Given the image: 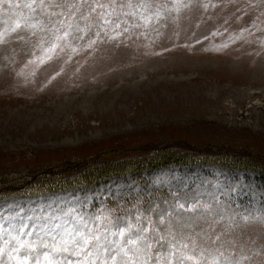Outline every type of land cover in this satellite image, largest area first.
I'll return each instance as SVG.
<instances>
[{"label": "rangeland", "instance_id": "1", "mask_svg": "<svg viewBox=\"0 0 264 264\" xmlns=\"http://www.w3.org/2000/svg\"><path fill=\"white\" fill-rule=\"evenodd\" d=\"M33 8L0 4V264H264V0Z\"/></svg>", "mask_w": 264, "mask_h": 264}, {"label": "snow or ice", "instance_id": "2", "mask_svg": "<svg viewBox=\"0 0 264 264\" xmlns=\"http://www.w3.org/2000/svg\"><path fill=\"white\" fill-rule=\"evenodd\" d=\"M2 3H8L11 8H15V9L28 8V9L34 10L33 5L36 3V0H31V2H29V3H17V2H13V0H0V4H2ZM42 3H43V0H41V4ZM18 15H22V14L18 13ZM22 27H23V25L20 23L19 19L14 20L13 31H17V30L21 29ZM5 30H7V29H5ZM54 47H55V45H53V48ZM53 48H49L48 51H52ZM161 223H163V221H161ZM178 227L182 230L185 227H190V225L187 223H184V224H179ZM168 234H169V236H172L173 240L176 239V236L172 234L170 229L168 230ZM119 235H121V236L125 235L124 229H120ZM53 239H55V238H53ZM94 239L98 240L99 237H94ZM145 239L146 238L144 236L138 234L136 237H130L128 240H126L125 245L131 244L133 246H136L139 243H144ZM217 239H219V237H217ZM67 243H68L67 241H60L57 243H53L51 246L57 252H61V251L67 252L68 251ZM89 243H91L90 239H88V238L83 239V245L84 246L88 245ZM156 243L159 245L160 249L166 250V254H163L160 251L157 252L156 260L158 262H165L166 261V264H173V259H176L177 261H179V264H184V260L194 261V264H199V261H197L196 257L193 255H186V256H182V257L177 256L176 252L174 251L176 245L173 244L172 241L169 240L167 237H160L159 239H157ZM42 246L45 248L49 247L48 244H43ZM20 247L23 248V247H31V246L25 245V244H20ZM152 247H153V244L151 242L144 243L145 259L143 261V264H150V262L152 261L153 257L149 256L147 254V250L151 249ZM183 247L187 248L188 245L184 244ZM102 250L107 251V249H102ZM117 251L123 252L124 255L127 256V251H125L124 246H121ZM137 251H139V249H137ZM135 254L136 253L134 252L133 255H135ZM222 255H223V253H221V256ZM44 259L47 261V264H58V262L54 261L52 258H50L47 253L44 254ZM20 264H26V258L24 260H21ZM37 264H39V260H37ZM69 264H71V262H69ZM125 264H136V262L134 260H132L131 258H129V260L126 261ZM212 264H219V262L216 259H214Z\"/></svg>", "mask_w": 264, "mask_h": 264}, {"label": "trees", "instance_id": "3", "mask_svg": "<svg viewBox=\"0 0 264 264\" xmlns=\"http://www.w3.org/2000/svg\"><path fill=\"white\" fill-rule=\"evenodd\" d=\"M148 157V156H147ZM235 157H233L231 160H230V162L229 163H231V164H234L233 162H231V161H233V159H234ZM244 158L248 161V159H249V156H244ZM149 161H152V162H156V159L155 160H152V158H150V159H148ZM148 160H145L142 164H140V165H145V166H147L148 164H150V162H148ZM110 161H112L113 162V165L114 166H112V167H110V168H103V167H101V166H99V167H97V168H94V170L96 171V173H98V176H105V177H107V173H119L121 170L123 171V169H124V165L123 164H121L122 162H117V161H115V160H110ZM109 161V162H110ZM164 163H167V162H165V161H162V162H159L157 165H159V164H164ZM116 164V165H115ZM137 164H138V162H137ZM127 167H128V165H126ZM133 166H135V165H133ZM143 168H145V167H143ZM148 168V167H147ZM259 169H261V167H258ZM129 171H131V170H129ZM70 176H72V177H68V178H63V179H61V180H63V182H65L66 180L67 181H69V182H71L70 180H74V179H76V178H78V177H86V176H83V175H77V176H73V175H70ZM76 177V178H75ZM11 188H13V189H15V187L13 186V185H11ZM114 204V203H113Z\"/></svg>", "mask_w": 264, "mask_h": 264}]
</instances>
